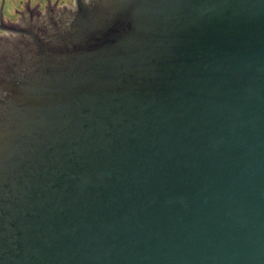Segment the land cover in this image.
<instances>
[{"label":"water","instance_id":"1","mask_svg":"<svg viewBox=\"0 0 264 264\" xmlns=\"http://www.w3.org/2000/svg\"><path fill=\"white\" fill-rule=\"evenodd\" d=\"M1 39L0 264H264V0H76Z\"/></svg>","mask_w":264,"mask_h":264},{"label":"flooded vegetation","instance_id":"2","mask_svg":"<svg viewBox=\"0 0 264 264\" xmlns=\"http://www.w3.org/2000/svg\"><path fill=\"white\" fill-rule=\"evenodd\" d=\"M75 0H0V38L19 35V23L49 21L74 5Z\"/></svg>","mask_w":264,"mask_h":264}]
</instances>
